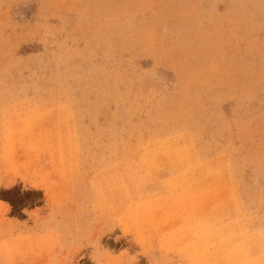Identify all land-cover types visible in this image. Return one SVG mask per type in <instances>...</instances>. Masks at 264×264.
Masks as SVG:
<instances>
[{"label": "rangeland", "instance_id": "rangeland-1", "mask_svg": "<svg viewBox=\"0 0 264 264\" xmlns=\"http://www.w3.org/2000/svg\"><path fill=\"white\" fill-rule=\"evenodd\" d=\"M263 241L264 0H0V264H264Z\"/></svg>", "mask_w": 264, "mask_h": 264}, {"label": "bare ground", "instance_id": "bare-ground-1", "mask_svg": "<svg viewBox=\"0 0 264 264\" xmlns=\"http://www.w3.org/2000/svg\"><path fill=\"white\" fill-rule=\"evenodd\" d=\"M178 143H179V142H178ZM170 144H171V143H170ZM170 144H169V146H170ZM175 144H176V142H175ZM167 146H168V145H167ZM171 146H172V144H171ZM163 148H164V147H163ZM167 148H168V147H167ZM172 148H173V147H171L170 149H172ZM178 149H179V148H178ZM163 150H164V149H162V151H163ZM166 151H167V150H166ZM171 151H172V150H171ZM163 152H164V151H163ZM180 152H181V151H180ZM161 153H162V152L160 151V154H161ZM170 153L172 154V152H170ZM174 153H175V151H174ZM184 153H185V152H184ZM162 154H163V156H164V153H162ZM168 154H169V153H168ZM165 155H166V152H165ZM173 155L175 156V154H173ZM160 156H161V155H160ZM167 156H169V155H167ZM169 158H170V157H169ZM171 158H172V156H171ZM171 158H170V159H171ZM176 158H178V157H176ZM184 158H185V157H184ZM166 159H167V161L165 160V158H164V161L168 162V164H170V166H171V165H172L171 163L173 162V161H171L172 159H171V160H170V159L168 160V158H166ZM173 159H174V157H173ZM159 160H160V159H159ZM180 160H181V159H180ZM161 161H163V160H161ZM161 161H160V162H161ZM164 161H163V162H164ZM169 161H170V162H169ZM174 162H175V160H174ZM174 162H173V164H174ZM185 163H187V162L185 161ZM166 164H167V163H166ZM168 164H167V165H168ZM183 164H184V163H183ZM176 165H177V164H176ZM154 166H155V165H154ZM177 166H178V165H177ZM179 166H180V168L182 167L181 165H179ZM172 167L174 168L173 165H172ZM183 168H184V165H183ZM185 168H186V167H185ZM181 169H182V168H181ZM175 170H176V169H175ZM176 171H177V170H176ZM197 174H198V173H197ZM222 178H223V177H222ZM223 179H224V178H223ZM225 179H226V178H225ZM220 180H221V179H220ZM190 181H191V180H190ZM226 181H227V180H226ZM178 182H179V181H178ZM221 182H222V181H221ZM227 183H228V182H227ZM219 184H220V183H219ZM221 184H224V183L222 182ZM221 184L219 185V187H216V188H217V189L220 188V187L222 186ZM227 186H228V185H226L225 187H226V190H227V193H228V192H229V191H228L229 189L227 188ZM225 187H223V186L221 187V188H224L223 191H226V190H225ZM221 188H220V190H222ZM212 192H214V191H212ZM215 192H216V191H215ZM219 192H220V191H219ZM221 192H222V191H221ZM221 192L219 193L220 195L224 194V193H221ZM232 192H233V191H232ZM217 193H218V191H217ZM183 196H184V194H183ZM210 196H212V195H210ZM218 196H219V195H217V197H218ZM223 196H224V195H223ZM203 197H205V196H203ZM203 197H202V198H203ZM215 197H216V196H215ZM184 198H185V197H184ZM212 198H213V199H216V198H214V197H212ZM223 198H225V196H224ZM207 199H209V198L207 197ZM220 199H221V198H220ZM225 199H226V198H225ZM210 200L213 201L212 199H210ZM159 201H160V200H159ZM192 201H193V199H192ZM195 201H196V200H195ZM189 202H190V201H189ZM203 202H204V201H203ZM206 202H207V200H205V202H204V203H205V206H207V205H206V204H207ZM156 203H157V202H156ZM191 203H192V202H191ZM191 203H190V204H191ZM204 203H202V205H204ZM209 203H210V202H209ZM211 204H212V203H210V205H211ZM210 205H209V206H210ZM160 206H162V205H160ZM167 206H170V205H167ZM167 206H166V207H167ZM205 206H204V208H203V206H202V208H203L204 210H205ZM223 206H224V205H223ZM151 207H152V206H151ZM153 207H154V206H153ZM157 207H159V206H157ZM218 207H220V206H218ZM227 207H228V205H227ZM163 208H165V205L163 206ZM171 208H172V207H171ZM142 209H143V208H142ZM148 209H149V208H148ZM148 209H147V210H148ZM161 209H162V208H161ZM223 209H224V207H223ZM143 210H145L146 213L148 212L146 209H143ZM152 210H153V209H152ZM157 210H158V208H157ZM165 210H166V208H165ZM169 210H170V209H169ZM171 210H172V209H171ZM207 210H208V207H207ZM209 210H210V209H209ZM163 211H164V210H163ZM166 211H167V210H166ZM173 211H174V208H173ZM200 211L203 212V210H200ZM200 211H199V212H200ZM138 212H139V210H138ZM155 212H156V211L154 210V213H155ZM167 212H168V211H167ZM167 212H166V213H167ZM199 212H197V214H198ZM207 212H208V211H207ZM152 213H153V212H152ZM159 213H160V212H159ZM169 213H170V212H169ZM177 213H179V212H177ZM194 213H195V212H194ZM194 213H193V214H194ZM218 213H219V212H218ZM141 214H142V213H141ZM180 214H181V213H180ZM195 214H196V213H195ZM195 214H194V215H195ZM137 215H138V214H137ZM154 215H155V214H154ZM156 215H157V213H156ZM156 215H155V216H156ZM164 215H165V213H164ZM228 215H229V214H228ZM140 216H141V215H140ZM142 216L144 217V215H142ZM155 216H154V217H155ZM157 216H158V215H157ZM161 216H162V215H161ZM168 216H171V214H170V215H167V217H168ZM196 216H197V215H195V217H196ZM154 217H153V218H154ZM164 217H165V216H164ZM140 218H141V217H140ZM151 218H152V217H151ZM157 218H159V217H157ZM168 218H169V217H168ZM168 218H167L166 220H170V218H169V219H168ZM175 218H176V216H175ZM188 218H189V217H188ZM204 218H205V217H204ZM211 218H212V217H211ZM143 219H144V218H143ZM160 219H161V218H160ZM137 220H138V218H137ZM161 220H162V219H161ZM138 221H139V220H138ZM145 221H146V219H145ZM153 221H154V220H153ZM224 221H225V220H224ZM139 222H141V220H140ZM150 222H151V221H150ZM156 222H157V221H156ZM174 222H175V219H174ZM174 222H172V225H173ZM221 222H222V221H221ZM233 222H235V221H233ZM151 223H152V222H151ZM166 223H167V222H166ZM168 223H169V222H168ZM216 223H217V222H216ZM220 224H221V223H220ZM153 225H154V224H153ZM192 225H193V224H192ZM153 227H154V226H153ZM220 227H221V225H220ZM141 228H143L142 225H141ZM227 228H229V227H227ZM212 229H213V228H212ZM231 229H232V228H231ZM209 231H210V229H209ZM213 231H214V230H213ZM223 232H224V231H223ZM214 233H215V232H214ZM228 234H229V233H228ZM214 235H215V234H214ZM237 235H239V234L237 233ZM206 236H207V235H206ZM211 236H213V235H211ZM223 236H224V235H223ZM225 236H226V235H225ZM233 236H235V234H234ZM239 237H240V235H239ZM217 238H218V237H217ZM221 238H222V237H221ZM242 238H243V237H242ZM215 239H216V238H215ZM248 239H249V238H248ZM188 240H189V239H188ZM210 241H211V240H210ZM260 243H261V242H260ZM263 243H264V241H263ZM241 244H242V243H241ZM254 246H255V245H254ZM263 247H264V246H263ZM226 249H227L228 251H230V254H231L233 257H236V256L238 255V254H237V250L234 248V246L230 245L229 247H226ZM240 249H242V248H240ZM190 250H191V249H190ZM262 250H263V249H262ZM214 251H215V250H214ZM241 251H242V250H241ZM211 253H212V252H211ZM220 253H221V252H220ZM240 253H242V252H240ZM263 253H264V252H263ZM217 254H218V252H217ZM261 255H262V254H261ZM238 257H239V256H238ZM262 257H263V255L261 256V259H262ZM242 259H243V257H242ZM251 259H252V258H251ZM225 260H226V259H225ZM255 260H256V259H255ZM248 261H249V259H248ZM242 262H243V261H242ZM251 262H252V261H251ZM254 263L256 264V262H254ZM261 264H262V263H261Z\"/></svg>", "mask_w": 264, "mask_h": 264}]
</instances>
